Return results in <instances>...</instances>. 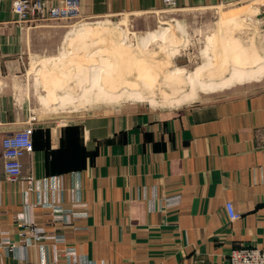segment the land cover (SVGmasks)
<instances>
[{
    "label": "crops",
    "instance_id": "crops-1",
    "mask_svg": "<svg viewBox=\"0 0 264 264\" xmlns=\"http://www.w3.org/2000/svg\"><path fill=\"white\" fill-rule=\"evenodd\" d=\"M13 1L0 5V144L28 127L19 102L46 101L50 80L29 71L53 69L55 39L66 34L58 23L20 24ZM234 1L175 0L171 9L208 11ZM164 9L162 0L79 6L86 18ZM161 36H148L144 46ZM239 70L226 83L250 79ZM51 119L33 124L19 181L5 179L0 146V264H228L233 249H264V89L172 114ZM226 203L239 220L228 221ZM32 229L40 233L27 236Z\"/></svg>",
    "mask_w": 264,
    "mask_h": 264
},
{
    "label": "rangeland",
    "instance_id": "rangeland-1",
    "mask_svg": "<svg viewBox=\"0 0 264 264\" xmlns=\"http://www.w3.org/2000/svg\"><path fill=\"white\" fill-rule=\"evenodd\" d=\"M47 22L58 23L66 34L55 39L56 55L49 64L53 69L29 71V76L51 82L50 87L44 86L49 90L46 101L18 103L26 109V124L31 128L43 116L65 123V119L103 113L164 115L264 89V66L260 67L264 64V0H236L208 11L178 13L165 8L147 17L79 14ZM153 34L165 35L167 40L144 46ZM235 67L240 69L236 74L250 79L226 83ZM254 69L257 77L249 74ZM209 80L219 82L211 88L200 85ZM122 90L121 98L111 100L109 93ZM133 92L153 101L135 99ZM192 92L197 94L195 100H177Z\"/></svg>",
    "mask_w": 264,
    "mask_h": 264
},
{
    "label": "built area",
    "instance_id": "built-area-1",
    "mask_svg": "<svg viewBox=\"0 0 264 264\" xmlns=\"http://www.w3.org/2000/svg\"><path fill=\"white\" fill-rule=\"evenodd\" d=\"M162 3L166 9L175 6V0H162ZM79 6L80 0H61L58 4H49L44 0H14L12 12L19 21L24 23L59 21L79 16ZM32 133L33 129L27 127L20 132L4 137L1 141L3 173L8 182H17L21 178L22 159L33 150ZM225 210L228 221L234 222L241 218V215L233 210L230 203L225 204ZM38 233H40L39 229H32L26 234L27 236H34ZM26 241L27 239H24L23 242ZM228 264H264V249L253 247L233 249L229 254Z\"/></svg>",
    "mask_w": 264,
    "mask_h": 264
},
{
    "label": "bare ground",
    "instance_id": "bare-ground-1",
    "mask_svg": "<svg viewBox=\"0 0 264 264\" xmlns=\"http://www.w3.org/2000/svg\"><path fill=\"white\" fill-rule=\"evenodd\" d=\"M120 33H121V32H120ZM109 34H110V33H109ZM110 37H111V36H110ZM163 39H164V41L167 40V38H165V35H164V38H163ZM111 41H112V40H111ZM153 43H161V41H160V42H152V44H153ZM106 44H107V43H106ZM89 45H90V44H89ZM102 45H103V44H102ZM156 45H157V44H156ZM105 46H106V45H105ZM109 46H110V45H109ZM87 47H88V46H87ZM89 48H90V47H89ZM112 52H113V51H112ZM107 54H108V53H107ZM130 73H131V72H130ZM125 74H126V73H125ZM122 75H123V74H122ZM129 75H130V74H129ZM127 77H128V76H127ZM124 78H125V77H124ZM135 84H136V83H135ZM88 88H89V87H88ZM137 88H138V86H137ZM86 89H87V88H86ZM131 89H132V88H131ZM138 89H139V88H138ZM133 90H134V89H133ZM135 90H136V89H135ZM69 91H70V90H69ZM122 91H123V90H122ZM111 93H112V92H111ZM111 93L108 94V95H110V96L113 97V98H111V100H112V99H115V98H121V97L124 95V94H123L124 91L121 92V93H119V94H113V93L111 94ZM133 93H135V95L138 96V97H141V98H144V97H145V96L142 97V96H141L139 93H137V92H133ZM78 97H79V96H78ZM104 97H105V96H104ZM173 97H174V96H173ZM106 98H109V97L107 96ZM145 98H147V97H145ZM102 100H103V99H102ZM105 100H106V99H105ZM170 100H171V99H170ZM150 101H153V100L150 99ZM167 101H168V100H167ZM57 103H58V102H57ZM57 103H56V104H57ZM112 103H113V102H112ZM64 105H65V104H64ZM53 106H54V105H53ZM59 107H60V106H59ZM61 108H62V107H61ZM56 109H57V108H56Z\"/></svg>",
    "mask_w": 264,
    "mask_h": 264
},
{
    "label": "trees",
    "instance_id": "trees-1",
    "mask_svg": "<svg viewBox=\"0 0 264 264\" xmlns=\"http://www.w3.org/2000/svg\"><path fill=\"white\" fill-rule=\"evenodd\" d=\"M33 144V143H32Z\"/></svg>",
    "mask_w": 264,
    "mask_h": 264
}]
</instances>
